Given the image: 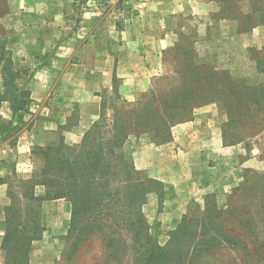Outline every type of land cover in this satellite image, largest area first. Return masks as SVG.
Returning <instances> with one entry per match:
<instances>
[{"label": "rangeland", "instance_id": "1", "mask_svg": "<svg viewBox=\"0 0 264 264\" xmlns=\"http://www.w3.org/2000/svg\"><path fill=\"white\" fill-rule=\"evenodd\" d=\"M36 1L40 0H0V98L6 91V100H0V117H11L9 99L22 96L30 99L33 111L20 129L28 127L32 119L38 120L39 126L43 123V128L52 126L45 115L57 107V101L48 95L46 87H39L49 80L46 75L52 74L50 69L56 68L52 66L58 52L70 49L65 59L71 54L76 63L82 60L84 45H89L98 54L93 56L94 69L98 70L88 71L81 88L90 87L91 92L96 88L102 102L85 132V150L80 146L85 134L74 141L61 133L85 114L77 101L69 102L73 116L65 124L56 123L60 127H53L55 136H50L48 145L61 146L62 158L73 159L85 155L97 140H105L114 132L121 134L124 140L119 149L133 179L126 187L110 173L109 180L118 184L119 190L114 188L118 200H113L109 212L120 220L137 216L145 222H139L136 233L126 226L119 229L114 236L118 238L115 258L105 261L110 249L99 237L74 246L78 223H73L72 202L68 197L55 203L52 199L41 201L56 188L67 191L73 181L60 179L55 167L47 168L38 148L48 145H33L31 151L12 157L17 168L6 176L13 181L15 193L7 224L11 237L2 243L5 253L0 254V264H144L147 238L151 243L171 247L174 233L177 246L171 248L172 258H178L176 263L166 264H264V0H210L213 9L206 20L182 18L186 31L164 51L157 72L144 68L133 74L125 71L126 61L134 63L130 57L121 55L115 70L112 68L113 53L117 51L112 53L116 48L109 37L105 38L112 29L125 28L126 21L139 11L141 0H42L39 7ZM46 14L54 19V27L42 23L38 29L45 38L55 34L54 40L39 45L38 41L13 38L16 33L34 29L31 27L36 22H44ZM16 48L23 49L19 53L25 58L22 61L15 54ZM27 79L31 81L25 82ZM141 80L147 86L140 90L137 85ZM211 103L219 104L225 112L223 140L232 153L205 166L188 152L180 153L174 132L197 109ZM90 111L86 113L93 117ZM211 112L216 114L220 109L213 107ZM148 133L160 143L159 158L158 146L144 141ZM4 140L16 144L17 134ZM52 156L55 161L59 158ZM139 160L142 163L137 165ZM143 160L150 161L152 167L143 168ZM116 161L120 164L119 159ZM187 183L190 190H185ZM96 186L92 182L83 197L94 195ZM94 209L82 205L79 212L84 214L79 215L80 219L94 216ZM254 228L259 236L255 241L251 237ZM22 233L34 236L28 240L31 244L20 239ZM242 240L258 251L246 258L243 246L232 248L229 243Z\"/></svg>", "mask_w": 264, "mask_h": 264}, {"label": "crops", "instance_id": "2", "mask_svg": "<svg viewBox=\"0 0 264 264\" xmlns=\"http://www.w3.org/2000/svg\"><path fill=\"white\" fill-rule=\"evenodd\" d=\"M35 4L38 5V7L43 5L42 0L36 1ZM138 7L139 11L136 16L126 21L124 29L116 27L112 29L110 36H106L105 38L107 39V37H109L110 44H113L114 48H116L112 53L117 51L116 54L113 53L112 68L114 69L118 64L117 58H120L121 55L127 59L130 57L134 60V63L126 61L124 64L127 66L125 71L131 74L135 71L144 70V68L147 72H150V69L156 70L157 72V68L159 67L157 64H160V58L164 51L174 46L178 41L180 33L186 31V25L183 24L182 18L194 16L199 17L201 20H206L207 15L210 14L213 9L210 0H141ZM36 17L42 18L39 15ZM42 23L49 25L50 28L55 25L54 19H49V16H47L44 22H36V24L31 27L34 29L16 33L13 38L21 42L25 40L32 42L38 41L39 45L43 41L48 42L54 40L55 34L47 36L46 38L40 34V29H38V27L41 26ZM115 25L116 23L114 22L112 26ZM84 46L82 60H78L76 63L72 61L74 57H72L73 55L71 54L69 58L65 59L70 49L65 47L62 53L58 52L52 66L56 68L54 70L50 69L52 70V74L49 76L46 75V77H50L49 80L47 78L45 83L39 87L40 90L46 87L45 91H47L48 95L53 96L57 101V107L48 110L45 115V119L48 122L52 121V126H44L43 128V123L39 126V121L32 119L28 127L22 128L17 133V141L16 144L13 145L9 144L8 140H4L2 135H0V254L5 253L2 243L6 237L8 216L11 206L13 205L12 196H14L15 193L13 181L6 177L9 172L17 168V162L16 160H11L12 157H18L22 152L31 151L33 145L45 146L50 144V136H55L56 131L53 127L57 129L60 127L56 126V123L58 125L60 123L65 124L66 121L73 116L74 112L70 108L69 102L77 101L79 107L83 108L82 110H84L85 114L81 115L74 125L61 130V133L67 138L74 141L80 140L92 122L96 119L94 114L97 113V109L99 110L102 102L101 95L98 93L99 90L93 88V92H91L92 88L90 87L84 90L81 88V82H83L84 78L89 77L87 75L88 71L92 72L98 70L97 68L94 69L96 61L93 60V56L98 57V54H94L89 48V45ZM21 47L25 48L24 45ZM30 47L31 46H28V48ZM14 51L16 55H19L20 61L25 59L19 54L23 49L18 50V48H16ZM25 52L28 51L26 50ZM120 63H122V60ZM135 65H138V69H135ZM100 73L99 71V75ZM28 81L31 80L27 79L25 82ZM49 83L51 86H49ZM146 86L147 83L143 80L137 85L140 90L144 89ZM33 88L32 85L30 89ZM47 88H49V90H47ZM213 107L220 109V112L216 114L212 113L211 110L213 111ZM31 110L33 111L32 108ZM90 110L92 111L91 115H93V117L86 113ZM197 110L198 111L192 115L190 120L178 125V129L174 132V142L175 147L181 154L188 152V155L191 154L192 158H196L199 162L208 166L214 159L221 161L232 153L231 148H229L231 146H227L223 140V126L226 115L221 109V106L217 103H211L205 106V108ZM28 116L31 115L28 114ZM56 133H58V131ZM144 141L149 142L153 147L158 146V158L159 156L161 157L162 150L155 136L153 137L151 133H148L144 136ZM189 151L191 153H189ZM218 154L222 155L216 158ZM231 158L233 157L230 156V159ZM138 163L142 162L139 160L136 164L138 165ZM144 163L145 165H143V168L150 169L152 167L150 161L143 160V164ZM185 190H190L188 183ZM20 195L21 198H24L23 194ZM60 201L62 200L52 199L51 203ZM44 204L46 203L44 202ZM67 204L68 211H71L70 202L66 201V205ZM176 214L181 215V212H176ZM33 249L34 246L30 249L31 257Z\"/></svg>", "mask_w": 264, "mask_h": 264}, {"label": "trees", "instance_id": "3", "mask_svg": "<svg viewBox=\"0 0 264 264\" xmlns=\"http://www.w3.org/2000/svg\"><path fill=\"white\" fill-rule=\"evenodd\" d=\"M5 65V64H4ZM13 81V79H12ZM11 81V82H12ZM8 80L5 81V85L7 86ZM175 89H182L176 87ZM16 90V88L14 89ZM184 90H189L190 92L194 91L193 88H184ZM22 93H26L23 91ZM29 93V91L27 92ZM6 91L4 95L1 96L0 100H6ZM199 100L206 101L202 96H198ZM11 103L12 114L9 118L0 117V135L3 138H8L12 135H16L17 131L21 130V125L25 122L26 116L30 113V99L24 98L20 96L19 99H9ZM122 135L119 133L112 134V136L106 138L105 140H97L94 147L88 148L85 151V155L80 154V157L75 155L73 159L68 157H63L64 153L60 150L61 146L55 147L53 145H48L46 147L40 146L38 148L41 151L42 155L40 156L47 168H51L52 166L56 168V172L59 174L60 179L68 178L72 180L73 185L70 188L65 190H58L56 188L52 191V195L44 196L42 200L48 199H59L68 197L70 202L73 204V215L74 218L73 223L77 225V235L75 236L74 246H78L81 241H87L93 239L92 237H99L105 245L106 249H110V253L105 254V261L108 257L117 256L118 248L116 242L118 238L114 237L117 233H119V229L123 228V226L128 227L130 232H138L139 222H145L142 218L137 216H129L125 219H117L114 217L112 212H109L110 208L114 205L113 200H118V194L116 197V192H114V188L119 190V186L112 184V181L109 180L110 173L114 174L113 179H120L125 186L131 182L133 179L131 170H129V164L126 163V158L123 152L120 151V147L123 144ZM126 137V136H125ZM87 133L85 134L83 141L81 143V148L86 146L87 141ZM84 142V143H83ZM52 155L58 156V160L55 161V157ZM84 157V159H83ZM120 160V164L117 163L116 160ZM125 160V161H124ZM113 161H116L113 163ZM125 162V163H124ZM132 168V167H131ZM134 170V168H132ZM93 183H97L94 195H89L83 197L82 193L87 191L90 188V185ZM75 185V186H74ZM127 187V186H126ZM62 191V192H61ZM118 193V192H117ZM84 205L86 208L96 207L93 211L94 216H85L80 219V214H84V212H79V208ZM101 207V208H100ZM106 207V210L103 209ZM91 215V214H89ZM9 223V218H8ZM11 228L7 229L6 237L4 242H6V238L11 237ZM120 229V230H121ZM84 231V232H82ZM181 232V231H180ZM177 234V233H176ZM176 234L172 236L170 243H172L171 247H164L157 242H150L151 239L147 238V249L144 258V264H166L168 261L173 262L178 257L172 258L171 248L177 246V237ZM21 240L24 238L26 241L33 239L32 236H28L24 233L21 234ZM181 236V234H179ZM251 237L253 241L259 238L257 232H251ZM225 242V238L222 239ZM233 241V240H231ZM231 243L235 248V245L243 246L246 250L245 257L247 258L253 251H258L257 249L250 248L247 241L236 242L234 244ZM31 244V241H28ZM31 246V245H30ZM30 248V247H29ZM27 247L26 255L28 256ZM105 248L102 247V254H104ZM30 253V252H29ZM102 256V255H101ZM257 262H259L257 260Z\"/></svg>", "mask_w": 264, "mask_h": 264}]
</instances>
